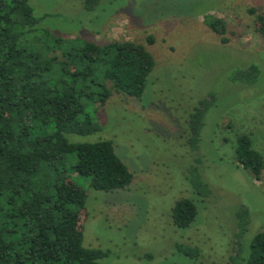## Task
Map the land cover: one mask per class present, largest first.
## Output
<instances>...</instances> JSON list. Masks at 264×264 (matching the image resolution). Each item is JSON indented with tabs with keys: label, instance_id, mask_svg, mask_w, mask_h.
<instances>
[{
	"label": "rangeland",
	"instance_id": "obj_1",
	"mask_svg": "<svg viewBox=\"0 0 264 264\" xmlns=\"http://www.w3.org/2000/svg\"><path fill=\"white\" fill-rule=\"evenodd\" d=\"M30 2L40 25L58 36L133 41L155 60L141 98L114 92L98 109L99 131L68 134L73 142L112 140L134 174L128 188L103 191L91 187L90 176L71 173L88 193L83 245L107 251L104 264H233V257H247L251 239L264 231V170L257 179L234 151L238 135L248 133L264 153V36L248 12L264 13V0H101L93 10L84 0ZM208 13L226 21V43L205 23ZM250 64L261 70L256 83L231 80ZM210 94L217 103L195 148L190 114ZM196 168L208 196L192 186ZM181 198L198 206L187 228L172 218Z\"/></svg>",
	"mask_w": 264,
	"mask_h": 264
},
{
	"label": "trees",
	"instance_id": "obj_2",
	"mask_svg": "<svg viewBox=\"0 0 264 264\" xmlns=\"http://www.w3.org/2000/svg\"><path fill=\"white\" fill-rule=\"evenodd\" d=\"M30 1L0 0V264H104L107 251L83 245L88 193L72 174L90 176L91 187L103 191L128 188L134 174L112 140L73 142L68 134L99 131L98 109L114 92L141 98L155 60L145 45L133 41L98 44L58 36L40 25ZM100 1L84 4L93 10ZM248 12L264 36V13L256 7ZM205 23L228 41L223 18L208 13ZM233 73V82L254 84L261 70L250 64ZM216 103L210 94L190 114L195 148L206 113ZM234 152L239 166L261 179L264 153L250 134L238 135ZM73 156L76 161L69 165ZM191 176L198 194H211L197 168ZM197 215L191 198L177 200L172 209L179 228L189 227ZM177 247L199 255L197 249ZM232 259L233 264H264V231L251 239L247 257Z\"/></svg>",
	"mask_w": 264,
	"mask_h": 264
}]
</instances>
